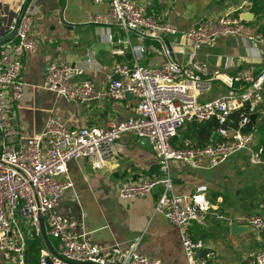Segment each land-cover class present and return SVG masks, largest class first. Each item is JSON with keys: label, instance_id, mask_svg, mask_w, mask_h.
Returning a JSON list of instances; mask_svg holds the SVG:
<instances>
[{"label": "built area", "instance_id": "1", "mask_svg": "<svg viewBox=\"0 0 264 264\" xmlns=\"http://www.w3.org/2000/svg\"><path fill=\"white\" fill-rule=\"evenodd\" d=\"M102 3L103 0H95ZM110 13L128 37L136 33L141 39H150L165 45L167 34L182 33L177 26L163 22L148 12L147 3L135 0H111ZM101 22L102 16H90ZM244 18L239 15L210 17L183 30L195 51L221 37L245 36ZM34 18L27 9L19 24L11 23L7 35L17 30L15 37L0 44V264H29V240L42 237L41 218L49 237L57 240L53 251L42 249L39 264H163L136 251L123 250L119 245L107 251L93 244L87 233L76 232L78 221L63 215L58 208L65 192L74 188L68 175V164L84 159L95 170L102 169L115 157L114 146L127 132H134L145 140L157 154L159 174L143 182H127L119 188L125 199L144 197L160 185L156 211L172 224L180 227L181 241L187 264H214L213 252L204 251V241L194 239L186 228L193 222L207 223L212 208L209 186L202 184L190 194L173 190V165L184 162L192 168L209 170L232 157L247 153L250 163L264 166V147L257 144L258 129L251 115L257 113L264 99V67L254 65L230 74L212 69L192 55L186 64L169 59L157 67L144 66L141 61L156 45H133V65L117 62L106 73V87L96 88L86 77L87 69L69 63H50L45 71L43 88L81 104L122 100L131 93L138 100L134 115L109 127L97 125L70 128L54 117H49L42 131L26 135L21 131L13 101L25 93L22 80L23 54H35L39 42L30 36ZM247 37L261 42V34ZM108 42L115 43L112 33ZM117 53H123L121 50ZM119 76V79L115 77ZM126 79L127 82L123 81ZM221 84L226 92L214 98L207 97ZM241 112L238 122L229 124L232 115ZM216 119L215 130L220 140L204 147H175L172 140L188 123ZM250 227L264 233V203L259 213L247 219ZM243 264H264V248L259 249Z\"/></svg>", "mask_w": 264, "mask_h": 264}, {"label": "crops", "instance_id": "2", "mask_svg": "<svg viewBox=\"0 0 264 264\" xmlns=\"http://www.w3.org/2000/svg\"><path fill=\"white\" fill-rule=\"evenodd\" d=\"M135 1L147 3L150 14L182 30V33L165 36L169 55L162 52L161 44L143 40L136 33H130L128 39L113 22L111 0L102 3L95 0H31L28 10L34 24L30 36L39 42V50L35 54H23L25 93L20 100L13 101L23 133L30 136L40 133L51 116L70 128L109 127L133 116L138 105V100L130 93L122 100L105 99L85 104L57 96L43 88L45 71L50 63L85 67L86 77L98 89L106 87L105 75L115 63L133 65L130 42L133 45H156L157 50H148L141 61L151 68L169 59L186 64L193 54L210 68L230 74L250 65L257 70L264 67V31L261 29L264 18L253 12L252 0ZM25 2L0 0V38L7 36L8 26L17 21ZM236 13L246 18L245 36L221 37L195 51L184 35L183 30L206 18ZM93 15L102 16L103 20L91 21ZM110 33L115 38L114 44L108 42ZM250 34H261L263 40L252 41L247 37ZM118 50L123 53H117ZM226 90L217 83L207 97L214 98ZM257 113L258 121L261 114ZM189 124L180 130L179 135ZM259 136L257 144H261ZM218 139L215 131L212 142ZM178 140L182 138L178 137ZM114 149L115 157L100 170L93 169L81 158L69 162L68 175L74 181V188L65 192L59 212L75 218L78 221L76 232L87 233L90 241L104 251L115 245L123 250L136 247L137 252L163 264H187L181 241L182 229L156 211L160 190L131 199L119 195L123 184L140 183L159 174L156 152L131 131L116 142ZM173 179L175 193L190 194L206 184L209 186L208 196H216L214 200L210 199L214 208L207 216V223L193 222L186 228L194 239L204 241V251L213 252L214 264H243L264 248V233L254 230L246 220L259 213L260 208L252 206L249 194L241 190L256 186L257 190L264 191V166L252 165L247 153H240L209 170L192 168L184 162L174 163ZM252 197L256 201L260 194L254 193ZM234 222L241 226L237 232L232 231ZM57 246V241L51 244V248L46 245L51 251Z\"/></svg>", "mask_w": 264, "mask_h": 264}, {"label": "trees", "instance_id": "3", "mask_svg": "<svg viewBox=\"0 0 264 264\" xmlns=\"http://www.w3.org/2000/svg\"><path fill=\"white\" fill-rule=\"evenodd\" d=\"M252 10L255 14L259 17L264 18V2L262 0H252ZM235 15H238L236 13ZM261 29L264 31V24L261 26ZM264 102V99H263ZM261 114L256 124L253 122L249 125V128L255 126L258 129L259 134L261 135V144L264 147V103L258 107V110ZM241 117V112H235L229 124L234 126ZM219 126L218 121L216 119H210L204 122H193L188 125L187 129L182 135H177L173 140L172 143L175 147H185L186 143H188L191 147H204L206 145L212 144V137L215 132V129ZM178 137L182 138V140H178ZM220 140V139H218ZM244 193L249 194V201L251 205L255 208H260L261 205L264 203V191L257 190L256 186L246 187L241 189ZM258 193L260 197L256 198L252 197V194ZM209 199H215L216 196H208ZM51 244H55L56 239L50 237ZM46 248V244L42 237H33L29 240V247H28V263L29 264H39V257L41 254L42 249ZM53 251V247H52Z\"/></svg>", "mask_w": 264, "mask_h": 264}, {"label": "water", "instance_id": "4", "mask_svg": "<svg viewBox=\"0 0 264 264\" xmlns=\"http://www.w3.org/2000/svg\"><path fill=\"white\" fill-rule=\"evenodd\" d=\"M30 2H31V0H26L25 4H24V6H23V9H22V11H21V14H20L19 18H18L17 21H16L17 24H19V21H20L21 16H22V15L25 13V11L28 9V6H29ZM248 8H249V6H248ZM242 16H243V15H242ZM243 18L246 20L245 16H243ZM16 33H17V30L11 32L10 34H8V35L5 36V37L0 38V44L5 43L6 41H8V40L12 39L13 37H15ZM115 78H116V79H119V76H116ZM130 94H131V93H130ZM127 95H129V93H127ZM257 118H258V113H255V114H252V115H251V120H252V122H253L254 124H256V122H257ZM180 132H182V131H180ZM157 190H158V191L160 190V185H157V186L153 189V191H157ZM240 228H241V226H240L239 224H237L236 222H234V223L232 224V231H233V232H237L238 230H240ZM41 229H42V233H43V237H44V240H45L46 245H47L49 248H51V240H50V237H49V235H48V233H47V230H46V227H45V220H44V218H41Z\"/></svg>", "mask_w": 264, "mask_h": 264}]
</instances>
